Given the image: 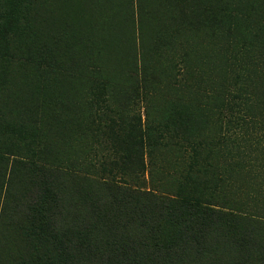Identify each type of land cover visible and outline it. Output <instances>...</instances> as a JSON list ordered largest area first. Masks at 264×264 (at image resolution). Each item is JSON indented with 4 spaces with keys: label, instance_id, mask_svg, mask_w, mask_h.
Returning <instances> with one entry per match:
<instances>
[{
    "label": "rangeland",
    "instance_id": "rangeland-1",
    "mask_svg": "<svg viewBox=\"0 0 264 264\" xmlns=\"http://www.w3.org/2000/svg\"><path fill=\"white\" fill-rule=\"evenodd\" d=\"M79 1L41 0L38 27L42 24L43 29L38 33L39 40L24 42L18 38L17 44L23 47L29 65L40 63L45 71L39 78L32 67L19 68V57H24L19 52L12 59L14 70L8 74L17 78L18 83L10 90L15 97L35 103L31 106L30 101L24 100L19 106L28 119L33 115V121L26 125L30 131L35 127L46 144L43 159L52 164L61 160L69 169L70 175L64 182L66 199L74 205L70 214L79 211L76 206L79 196L74 192L82 185L102 202L109 194L96 184L94 170L87 168L95 160V154L102 155L104 150L99 144H104L109 126L122 124L127 129L137 119L143 127L150 124L158 129L165 126L167 116L182 112L186 124L201 132L205 141L203 154L209 158V164L224 174L225 199L264 219V104H257L255 97L246 113L247 120L238 126V118L244 113L229 105L231 97L227 94L228 91L234 94L237 84L244 85L246 77L250 78V89L264 100V69L261 71L259 60L255 67L249 64L254 62V56L264 57V47L242 50L243 43L231 38L227 27L223 30L207 13L206 0H98L99 5L104 2L105 10L107 5L113 9L120 4V23L116 14L111 18L110 12L104 14L95 9L91 0H82L81 8L76 7ZM202 3L201 9L195 6ZM52 22L61 26L62 38L66 40L62 44L64 49L69 47L65 55L55 57L49 52L53 39L48 27ZM100 26H104L103 33ZM94 28L96 35L92 32ZM100 42H118L110 50L122 47V64L117 63L115 56L111 57L110 50H101ZM11 45L16 47L14 43ZM239 51L242 54L236 59L241 63L242 76L236 83L237 69L232 61ZM57 58L65 66L62 72L53 74L54 70L46 65L48 62L53 65ZM1 63L0 54V69ZM30 76L34 79L29 80ZM56 82L62 83L60 89H55ZM8 116L21 117L17 112ZM56 119L59 131L58 126L53 127ZM94 126L104 131L95 133ZM0 140L19 145L18 135L13 132L0 135ZM226 140H236L241 145L239 151L228 155L219 149L210 150L213 143ZM173 142L152 152L154 164L145 174L146 188H172L188 169L185 148H177V142ZM8 158L10 164L17 160ZM214 174L211 169L209 176ZM18 181L22 182L15 178L16 184ZM4 199L5 193L2 196L0 193L1 264L19 261L27 249L25 237L13 234L2 216ZM126 231L137 233L129 228Z\"/></svg>",
    "mask_w": 264,
    "mask_h": 264
},
{
    "label": "trees",
    "instance_id": "trees-1",
    "mask_svg": "<svg viewBox=\"0 0 264 264\" xmlns=\"http://www.w3.org/2000/svg\"><path fill=\"white\" fill-rule=\"evenodd\" d=\"M91 3L104 14L110 12L111 18L116 14L120 23V4L113 9L107 5L105 10L102 9L104 2L100 1L99 5L98 0H91ZM204 4L218 26L221 24L223 30L227 27L231 38L243 43L242 50L264 47V0H206ZM204 4L195 6L201 9ZM81 5L82 0L75 6L81 8ZM42 6L41 0H0V135L13 132L19 141L17 145L0 140L1 196L5 193L2 216L13 234L25 237L27 246L19 261L7 264H264V219L246 212L243 205L225 199L224 174L209 164V158L203 154L205 141L201 132L186 124L188 121L182 119V112L167 116L165 126L158 129L150 124L143 127L137 119L127 129L122 124L109 126L110 133L104 135V144H99L104 150L102 155L95 154V160L87 166L96 173L99 188L109 194L102 202L90 188L82 185L74 192L79 196L76 204L79 211L70 214L74 205L66 199L64 182L70 175L69 169L61 160L52 164L43 159L42 149L46 144L35 127L32 131L27 128L26 122L30 119L19 106L24 100L30 101L31 106L35 103L18 99L10 91L18 83L16 77L8 74L14 70L12 59L19 52L24 55L19 57V68L32 67L39 78L45 71L40 63L29 65L23 47L17 44L18 38L24 42L39 40L38 33L43 29L42 24L38 27ZM103 27L100 26L102 33ZM48 30L53 39L49 52L55 57L65 55L69 47L64 49L62 44L66 40L62 38L61 26L52 22ZM92 32L96 35V28ZM116 44L100 42L99 47L108 51ZM110 52L122 64V47ZM240 54L242 51L232 61L237 69L236 83L242 76L241 63L236 59ZM254 58L249 64L255 67L259 60L263 71L264 57ZM62 66L65 63L58 58L53 65L49 62L46 65L54 70L53 74L62 72ZM244 80V85L237 84L234 94L227 92L231 97L229 105L244 113L238 118V126L247 120L246 113L255 97L257 104H264L257 92L250 89V78L244 77ZM61 85L56 82L54 87L60 89ZM14 112L21 117L8 116ZM29 118L33 121V115ZM54 122L53 127L58 126L59 131L57 119ZM94 128L95 133L104 131L99 126ZM172 140L177 142L175 147L185 148L188 169L172 188H146L145 174L154 164L152 152L171 146ZM239 146L236 140L218 141L210 150L219 149L229 155L239 151ZM8 156L17 160L10 164ZM67 166L70 165L67 163ZM211 169L215 174L209 176ZM15 178L22 182L16 184ZM128 228L137 233H128Z\"/></svg>",
    "mask_w": 264,
    "mask_h": 264
}]
</instances>
